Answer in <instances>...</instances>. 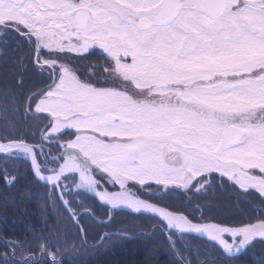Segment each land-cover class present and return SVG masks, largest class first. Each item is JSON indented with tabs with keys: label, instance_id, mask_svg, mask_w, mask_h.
Returning a JSON list of instances; mask_svg holds the SVG:
<instances>
[{
	"label": "snow or ice",
	"instance_id": "1",
	"mask_svg": "<svg viewBox=\"0 0 264 264\" xmlns=\"http://www.w3.org/2000/svg\"><path fill=\"white\" fill-rule=\"evenodd\" d=\"M12 41L23 111L40 123H6L0 155L26 164L82 233L98 210H128L167 242L168 264H217L183 254L193 237L219 264L264 246V0H0V55ZM94 47L104 61L85 71ZM29 67L42 86L25 89ZM226 187L250 214H205L198 198ZM113 235L136 238L88 247ZM7 244L4 264H36Z\"/></svg>",
	"mask_w": 264,
	"mask_h": 264
},
{
	"label": "trees",
	"instance_id": "2",
	"mask_svg": "<svg viewBox=\"0 0 264 264\" xmlns=\"http://www.w3.org/2000/svg\"><path fill=\"white\" fill-rule=\"evenodd\" d=\"M10 53L13 54L12 49ZM13 57L0 58V98L4 96L0 99V128L11 122L16 125L17 131L34 132V125L40 121L26 116L23 111L24 90L15 87ZM29 71L24 74L25 89L42 86L43 76ZM4 160L8 158L0 155V250L4 246L8 248V241H20L23 255L18 251L17 258L23 260L33 257L36 264H52L51 259L45 261L38 255L43 243H49L47 248L52 247L53 250L56 247L54 243H58L61 252L59 258L65 257L61 258L62 264H168L170 261V251L163 237L140 234L151 232L145 223L149 218L113 210L112 219L109 220L108 214L98 210L95 218L85 217L81 221L87 228V232L82 233L62 206H53L44 194L42 183L34 181L26 164L11 160L5 163ZM13 168L17 171L12 172ZM4 169L17 176L15 184L5 183ZM121 230L135 234L136 238L113 235L103 247H88L103 234ZM40 237L45 239L41 240ZM192 241L193 250L184 251L185 256L193 261L199 258L219 264L222 258L219 251L206 247L204 240L193 237ZM262 256L264 246H258L242 255L239 264H258Z\"/></svg>",
	"mask_w": 264,
	"mask_h": 264
},
{
	"label": "flooded vegetation",
	"instance_id": "3",
	"mask_svg": "<svg viewBox=\"0 0 264 264\" xmlns=\"http://www.w3.org/2000/svg\"><path fill=\"white\" fill-rule=\"evenodd\" d=\"M12 46H10L4 55H0V58H9L15 55H18V51H14V44L15 41L11 42ZM13 50V54L10 53V50ZM26 49H23L21 51H24ZM105 54L103 53V50L99 49L98 47H94L90 50V54L87 56V59L83 61L82 68L87 71L91 65L99 64L104 61ZM27 62V61H26ZM31 67L28 69L30 70ZM26 73H28V71ZM92 71L103 74L102 68H94ZM29 72L36 73L32 68ZM37 74V73H36ZM44 80V77H43ZM43 116L47 114H41ZM51 147V146H49ZM59 149L52 148L53 154H57ZM198 203L203 205H210L211 211L205 213L208 216H217V217H224L225 219L228 218H239V213L243 211L245 214H250L251 210L249 207H247L245 204L238 203L235 199L234 193L229 188H224L223 190L219 188L210 189L206 195L200 196L198 198ZM222 203H225L224 205H221ZM125 212H129L128 210H124ZM122 212V211H118ZM133 214V213H132ZM136 215V214H134ZM139 216V215H138ZM145 217V216H142ZM148 218V217H145Z\"/></svg>",
	"mask_w": 264,
	"mask_h": 264
},
{
	"label": "rangeland",
	"instance_id": "4",
	"mask_svg": "<svg viewBox=\"0 0 264 264\" xmlns=\"http://www.w3.org/2000/svg\"><path fill=\"white\" fill-rule=\"evenodd\" d=\"M4 96L3 95H1V98L0 99H2ZM5 161H8V160H4L3 162H5ZM9 162H11V161H9ZM57 240V239H56ZM47 242H49V241H47ZM55 245H56V247H55V249L53 250L52 249V247H51V249H48L47 248V246H50V244L49 243H46V244H41V245H45L46 247H45V251H47V252H50V253H55V257H56V259L57 260H59L60 262H61V264H62V260H61V258H65V257H60L59 258V255L61 254V252H59L60 251V248L58 247V243H54ZM57 249V250H56ZM8 251V248L6 247V246H4V247H2L1 248V250H0V253H3V252H7ZM9 255H11V253L9 252ZM21 255V254H20ZM38 255L40 256V257H42V259H44L45 261H48V259H51L50 257H47V256H44V255H42L41 254V249H39V252H38ZM39 257V258H40ZM39 258H37V259H39ZM52 262V261H51ZM0 264H4V262H3V259L2 258H0Z\"/></svg>",
	"mask_w": 264,
	"mask_h": 264
},
{
	"label": "water",
	"instance_id": "5",
	"mask_svg": "<svg viewBox=\"0 0 264 264\" xmlns=\"http://www.w3.org/2000/svg\"><path fill=\"white\" fill-rule=\"evenodd\" d=\"M42 183V182H41Z\"/></svg>",
	"mask_w": 264,
	"mask_h": 264
}]
</instances>
